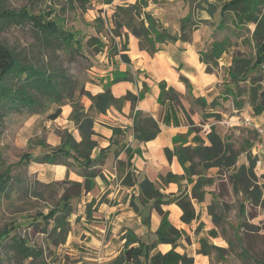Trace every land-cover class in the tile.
Returning <instances> with one entry per match:
<instances>
[{"label":"rangeland","instance_id":"rangeland-1","mask_svg":"<svg viewBox=\"0 0 264 264\" xmlns=\"http://www.w3.org/2000/svg\"><path fill=\"white\" fill-rule=\"evenodd\" d=\"M228 1L231 0H148L143 13H152L153 17H160L163 21H166L167 16L172 31L181 27L182 17L190 13L192 18L189 19L191 21L187 24L185 35L191 40L193 32L204 33L200 29L202 24L216 26L220 22L221 6ZM124 2L125 0H0V7L9 11L26 13L28 17L41 15L46 21H55L61 29L76 34L83 46L82 50L47 46L42 33L31 22L9 23V26L0 30V43L35 64L62 69L80 88L73 99L75 101H68L62 106L69 105L71 110L68 112L62 108L63 112L56 120L49 119V115L57 109L56 105L50 106L42 114H32L27 109L11 111L0 120V174L9 177L15 184L10 196L8 193L0 195V234H6L7 231L9 233L0 248V264H112L115 260L113 258L122 250L119 231L110 227V220L105 213L100 212V209L104 211L106 208L103 204L119 203L118 199L108 198L109 192L120 191L121 194L127 190L123 188L124 179L118 170L113 172L111 167L102 169L97 166L98 163L83 171L84 176L74 170L83 180L79 182L71 177L68 167V171L64 173L60 171V165L29 161L25 156L64 147L68 135L77 142L81 141L77 139L81 137L79 129L71 120L74 102L83 105L85 112L92 118L95 116L96 110L92 108V101L86 94L90 92L94 95L97 87L103 84L105 78L100 75V71L108 69V63L122 60L120 42L125 38L113 34L112 16L116 7ZM154 5L159 14L152 12L151 6ZM202 6L209 9L214 6L216 14L211 16V21L199 19ZM262 9L264 11V7ZM255 29V24L242 25L234 13H228L221 31L217 32L218 39L227 43V51L216 71L226 82L225 87L233 88L231 90L238 97L235 102L239 105L236 106L240 109L248 107L246 98H251L252 93L259 95L264 92V63L253 70L258 47L254 37ZM204 43L203 38L199 46L203 50L206 46ZM229 64L249 68L250 73L246 77L241 74L234 78ZM243 96L246 98H242ZM245 113L247 114L241 115L242 125L245 117H254L252 107H248ZM221 117L212 112L204 113L202 120L204 123L208 122L206 131L201 126L192 129L196 132L197 143L202 135L210 132L212 119ZM258 123L264 130V116L258 119ZM253 126L250 127L252 129L246 126L229 129L225 140L234 144L237 150L246 149L252 153L261 140L258 129ZM252 156L254 157L253 153ZM260 158L264 162L263 154ZM243 160L240 159L238 166L245 162ZM233 172L234 170L217 168L206 172V176L213 180L210 186L213 190L212 198L209 197L208 200L215 201L216 214L221 218L223 227L217 229L205 205L200 206L196 202L197 220L192 224L190 232L182 230L178 245L184 250V254L198 253L200 241L205 239L223 250L209 257L211 264H260L256 260L264 262V209L249 201L242 192L233 191L229 183V176ZM91 173L97 176L91 177L88 189L85 176ZM112 173L115 177H112ZM255 174L258 179L255 183L263 185L264 164L263 168L257 164ZM76 183L82 186H77ZM129 196L130 194L125 193L122 200L128 201ZM134 198L132 195L131 199ZM66 201L70 204V210L63 207ZM89 205L92 206L91 218L87 215ZM53 209L59 210V221L62 218L67 220L66 234L53 228V221L49 226L42 219H39L38 227L31 223L40 213L47 215ZM204 219L212 224H207ZM13 237L43 249L42 258H24L17 254L11 247ZM143 238L146 242L149 241L147 237ZM197 246L199 249H196ZM244 251L249 255L246 256Z\"/></svg>","mask_w":264,"mask_h":264},{"label":"trees","instance_id":"trees-1","mask_svg":"<svg viewBox=\"0 0 264 264\" xmlns=\"http://www.w3.org/2000/svg\"><path fill=\"white\" fill-rule=\"evenodd\" d=\"M148 6V0H140L133 5L117 6L112 16L114 28L113 34L116 37L125 38V42L121 41L120 48L121 58L124 62H129L126 54L128 51V33L133 34L139 40L141 50L147 51L150 55H154L161 50L163 44L176 43L180 40L189 41L186 36L187 24L191 21V14L183 16L181 20V33H174L171 28H166L162 22L153 17L152 13H143L144 8ZM202 10H206L211 16H214L215 8L209 9L202 6ZM264 7L263 0H231L221 6V20L212 28V36L221 31L225 16L228 13H234L238 21L242 25L255 24L256 29L254 37L258 42L257 59L253 65V70L259 68L264 63ZM31 22L33 27L43 35L44 44L53 48H67L69 50H82L81 41L73 32L61 29L55 21H46L41 15L27 16L26 13L18 14L0 7V30L12 24H25ZM99 41V40H95ZM205 50L200 52L201 61L207 65V72L212 73L219 67V62L227 51V43L225 40H215L210 38L205 43ZM231 75L234 78L237 75L249 74V68H242L239 65H231ZM254 79H258L257 77ZM119 78L114 81H118ZM187 81V80H185ZM165 83H160L161 99L170 100L180 106V95L174 89H166ZM77 84L69 78V76L60 68H51L33 63L30 60L21 58L18 53L14 52L7 45L0 43V120L11 111L29 110L32 114H42L50 106L56 105L57 109L49 115V119L56 120L62 114V106L66 102L73 100L78 93ZM92 101V108L98 113L105 114L109 109L115 108L122 111L125 101H131L133 108L138 103L140 96L127 93L122 98H116L112 91L108 88L103 93L92 95L90 92L86 94ZM204 103V102H203ZM248 103L253 109L254 116L264 114V92L252 93L248 98ZM236 105L237 104L236 102ZM71 120L79 129L81 141L77 142L71 135L65 138L66 146L57 148L51 152L41 153L39 155L25 156L29 161L33 160L37 163L62 164L70 170H75L81 176L83 171L89 170L92 166L99 163L104 157V151L98 159H92V153L97 148L98 143L94 139V119L85 112L84 106L74 102ZM191 124L192 120L188 119ZM159 123L153 118H142L140 112L134 119L135 137L140 142H149L154 140L160 133ZM119 129H114V135H118ZM209 145H200L197 147L188 146L187 139L179 136L175 139V147L173 150L166 149L165 153L169 161L173 157H177L181 167L184 170L183 175L169 173L166 177H162L164 184L177 183L180 186L177 194H163L160 187L148 179L139 182V186L145 201H154L155 208L162 217L161 225L156 232V240L154 242H146L143 237L137 236L133 231H128L123 240H126L124 250L115 258L112 264H194V258L187 254H180L176 251L179 247L178 240L183 233L182 230L175 228L169 221L168 213L161 208L163 204L176 203L182 210L181 220L185 224H191L197 220V212L194 202L204 203L207 200L211 190L209 187L213 184L212 178L206 176V172L211 168L219 170H234L229 176V183L233 191L242 192L245 197L255 205H259L264 209V184L257 185L258 181L255 174L257 166V158L252 157V153L245 150H237L235 145L223 139L215 130L212 129L208 133ZM247 151V164L239 165V159ZM28 162V161H27ZM97 176L91 173L85 176L86 187L91 186V177ZM196 179V180H195ZM131 174L125 179V182L131 184ZM186 181V185L182 182ZM77 186L82 184L76 183ZM189 185H193L191 195L188 193ZM12 180L0 174V195L11 192L15 189ZM256 189V190H255ZM23 188L20 190L22 191ZM19 194H21L19 192ZM67 200V198H65ZM64 209H71L69 202H65ZM216 203L213 200L208 204V212L212 216L213 223L220 229L223 223L216 214ZM92 206H88V216L91 218ZM59 210H51L47 215L40 213L38 218L31 222L37 225L39 219L48 226L51 221L54 222L53 228L60 230L64 234L67 233V220L63 218L59 221ZM38 227V225H37ZM200 227V226H199ZM47 231V230H45ZM6 234H9L8 231ZM6 234H0V248L3 247V240L8 237ZM159 244H170L173 249L165 254L157 251ZM200 249L198 254L211 257L216 252H222V248L209 244L205 239L200 241ZM12 249L24 258L41 259L44 252L43 249L36 248L18 237L12 238ZM244 254L248 256L247 251ZM260 264L264 262L256 260Z\"/></svg>","mask_w":264,"mask_h":264},{"label":"crops","instance_id":"crops-1","mask_svg":"<svg viewBox=\"0 0 264 264\" xmlns=\"http://www.w3.org/2000/svg\"><path fill=\"white\" fill-rule=\"evenodd\" d=\"M137 1L139 0H125L124 3L135 4ZM155 7L156 5L151 6L152 12L159 14ZM204 7L207 8L206 6ZM200 12L202 14L199 18L200 20H212L211 15L205 9ZM157 18L164 23L163 25L166 28H169V18L167 16L165 18L166 21H163L160 17ZM213 27V25L202 24L200 29L204 32L203 34L196 31L193 32L189 41L180 40L176 43L163 44L161 50L154 55L141 50L139 40L126 30L125 32L128 33V51H126V54L129 62L116 60L115 63L111 61V64L108 63V69L100 71V75L105 79L103 84L97 87L98 89L94 95L103 93L109 88L116 98H122L129 92L140 96L135 108H133L131 101H125L122 111H118L115 108L109 109L105 114L96 111L93 117L94 131L96 133L94 139L97 141L98 146L92 153V159H98L101 156V151L104 150V157L97 166L102 169L111 167L114 170L113 172L118 170L124 179L125 185L123 188H127L126 192L124 191L121 194L120 191L116 193L114 191L109 192L108 198L118 199L119 203L103 204L102 206L106 208L104 211L100 209L101 214L105 213L110 220V227H114L121 235L122 250L118 253V256L125 247L126 240H123L122 236L128 231H133L137 236L147 237L148 243L156 240V232L161 225L162 217L155 208L154 201L144 200L139 182L143 179H148L156 183L160 187L161 192L166 195L179 192L180 186L177 183L166 185L162 181V177H166L169 173L184 174L177 157H173L172 161H169L165 153L166 149H174L175 139L183 136L187 139L186 145L192 147L209 145L208 131L205 136H201L202 139L197 143L195 139L196 132L192 130L201 126L206 131L208 122L204 123L202 120L205 112H212V114H220L222 116L221 119H212L210 132L214 128L223 139H225L229 129L235 130L245 127L240 122V119L242 118L241 115L247 114L245 112H247L248 107L251 108L247 101L248 98L242 97L246 98L247 108L243 107L240 109V107H237L235 100L238 97L231 90L233 88L225 87L226 82L221 74L218 73V70L216 71L215 69V72L208 73L207 65L201 61L200 52L203 49L199 46L203 38L205 43L210 38L220 41L217 34L215 38L210 33ZM176 29L173 32L180 34L181 27ZM208 29H210V32ZM121 46L122 43L120 42ZM120 53L122 54V52ZM117 78L119 80L114 81ZM160 83H165L167 90L172 88L180 95V106L170 100L163 102ZM227 98L231 100L228 101ZM214 103L215 106H213ZM226 107H228L227 111L225 110ZM62 108L68 112L71 110L69 105ZM137 112L141 113L142 118H153L159 123L161 131L154 140L140 142L136 139L134 119ZM262 116L264 114L252 118L254 128H261L258 119ZM210 117L216 118V116ZM189 118L193 124L189 122ZM247 128L252 129L250 127ZM114 129H119V133L116 136L114 135ZM77 139L80 140L81 137ZM252 153L257 160L260 159L261 164L259 167L263 168L264 162L260 158L262 154L260 153L258 157L257 151L252 150ZM240 159H244L242 161H245L243 164H248L247 151L242 153ZM57 165H60L61 172L65 173L68 171L67 166ZM70 174L75 181H83L74 170L71 169ZM128 174L132 176L131 184L125 182ZM112 177H115L114 173H112ZM98 183H96V186H99ZM186 183V181L182 182L183 185H186ZM192 186L189 185L188 187L190 195ZM131 189H133V192H131ZM125 193L130 194L128 201L122 200ZM132 195L135 197L134 199H131ZM209 197L212 198V193L208 195L206 202H197V204L200 206L205 205L209 217L212 218L208 212V204L212 202L208 200ZM136 198L137 201L135 202ZM194 207L198 211L196 202H194ZM161 208L165 213H168L170 223L178 230H188L190 232L193 229L192 224L196 220L191 224L183 223L181 220L182 210L176 203L163 204ZM212 222L206 220L207 224H212ZM172 249L173 246L170 244H159L157 247V251L163 254ZM196 249H199L198 246ZM176 251L182 254L185 253L181 247H178ZM188 256L194 258V264H211L208 256L197 252L188 254Z\"/></svg>","mask_w":264,"mask_h":264},{"label":"built area","instance_id":"built-area-1","mask_svg":"<svg viewBox=\"0 0 264 264\" xmlns=\"http://www.w3.org/2000/svg\"><path fill=\"white\" fill-rule=\"evenodd\" d=\"M243 125L246 126V127H251L253 126V120H252V117L250 116H247L243 119ZM258 129V132L260 133L261 135V140H260V143L257 145L256 147V151H257V156L261 153L264 155V130H262L260 127H257ZM259 157V156H258ZM257 164L260 165L261 164V161L260 159L257 160Z\"/></svg>","mask_w":264,"mask_h":264}]
</instances>
